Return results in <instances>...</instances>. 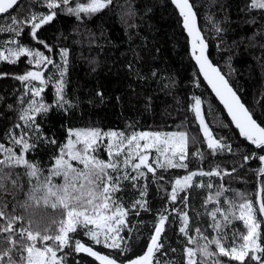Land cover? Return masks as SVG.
Here are the masks:
<instances>
[{
	"label": "trees",
	"instance_id": "16d2710c",
	"mask_svg": "<svg viewBox=\"0 0 264 264\" xmlns=\"http://www.w3.org/2000/svg\"><path fill=\"white\" fill-rule=\"evenodd\" d=\"M87 2L70 0V5L75 7L77 3ZM189 3L193 5L199 30L208 45L210 61L221 69L226 78L233 81L230 84L254 114L253 118L264 126V10L251 8L249 0H189ZM41 11H47L43 0H20L10 14L0 17V28L11 23L10 15L23 20L30 12ZM57 11V17L39 31L40 38L51 45L52 52L30 41L27 30L20 37L6 31L0 32V49L14 40L29 42L28 46L44 51L56 64L61 63L60 49L66 48L69 52L65 88L69 104L64 108L55 107L54 82L46 87L43 94L45 102L53 107L47 115L37 116L43 134L54 136L62 146L66 143L69 128L96 127L124 131L126 134L134 131L185 130L200 140L206 156L205 163L194 164V152L188 147L189 169H158L159 176L163 177L161 185L167 191L165 196L159 189L160 184L150 180L145 184L137 183L135 188L130 182H122V190L117 196L126 204L140 199L139 189L147 188L144 199L150 211L141 210L139 215L130 214L126 217L129 230L122 233L126 237L122 245H130L127 252L119 253L102 246H95L94 250L101 254L118 255L119 260L123 261L137 258L146 251L149 235L154 233L160 213L167 208L164 214L169 219L165 221V230L161 233L162 253L155 254L154 264H181V261L187 264L186 249L196 248V244L191 241L199 240L203 244L205 235L210 238L216 236L211 227L213 221L209 209H212V204L208 198L213 197L219 188L226 192L231 188L241 192L243 188L239 187L243 185L248 190H254L260 164L255 160L245 163L243 156L260 150L232 128L222 108L201 80L189 55L181 18L170 0H112L107 9L93 15L82 13L80 19ZM217 27L221 31L217 32ZM28 59L21 57L17 65L0 61V74H8L0 75V137L6 141L8 137L4 133H18L19 129L14 126L23 124L19 117L27 104L22 105L21 99L28 97L23 95L25 85L14 77L24 74L26 70H34V66L28 64ZM43 70L46 76H59L53 66ZM194 97L202 100V114L214 138L231 145V153L225 150L213 155L207 148L199 122L192 111ZM104 143H107L106 139ZM6 146H10V142ZM57 150L51 144H41L32 157L26 154V158L48 168L49 159ZM100 156L107 162L106 149L101 151ZM210 161L219 165V171L222 168L235 169L237 178L232 185L228 186L226 179L222 181L221 174L220 178H194L198 181L197 185L181 193L182 196L188 195L187 205L179 201L175 205L170 203L167 186L170 188L171 181L182 178L191 170L203 168L208 171ZM17 171L23 172V168ZM206 183H212L214 188L209 190L201 187ZM30 186L24 183V191L18 194L19 200L26 198ZM174 208L188 212V235L179 233L181 221ZM35 211L37 216H54L57 220L61 218L56 210L43 205ZM14 227L18 229L19 224ZM55 227L58 231V225ZM197 227L202 229L199 234L195 232ZM70 235L73 236V243L75 239H80L91 246L82 232ZM41 243L51 242L38 241V245ZM10 246L3 244L0 249ZM64 252L68 254L67 264H99L92 257L71 252L70 248L64 249Z\"/></svg>",
	"mask_w": 264,
	"mask_h": 264
},
{
	"label": "snow or ice",
	"instance_id": "6c2138e0",
	"mask_svg": "<svg viewBox=\"0 0 264 264\" xmlns=\"http://www.w3.org/2000/svg\"><path fill=\"white\" fill-rule=\"evenodd\" d=\"M171 2L179 9V14L183 17V27L192 38L193 56L199 65L200 73L226 109L239 135L255 146V149L260 150L245 154L244 162L255 160L264 164V126L253 118L254 114L242 102L229 79L206 55L208 46L197 29L193 5L189 0ZM249 2L251 8L264 10V0ZM18 3L19 0H0V14H10V10ZM43 3L47 11L30 12L23 20L10 15L11 23L5 28H0V32L6 31L20 37L27 30L30 41L52 52L51 45L40 38L39 31L57 17V10L80 19L82 13L93 15L107 9L112 0H88L87 3H77L75 7L70 5V0H43ZM216 30L221 31L219 27ZM11 43L15 44V47L0 51V61L17 65L21 57H27L28 64L33 65L34 70H26L24 74L14 77L25 85L23 95L28 97L21 99L22 105L27 104V107L22 108L19 117L23 124L14 126L19 132L4 133L8 137L7 141L0 137V245H11L0 249V264H67L68 254L64 252L66 248H70L75 254L86 253L89 257H94L99 264H154L155 254L162 253L161 233L165 230V221L169 219V216L164 214L168 211L167 208L160 213L154 233L149 235L146 251L137 258L119 260L118 255L101 254L100 251L94 250V247L102 246L119 253L128 251L130 245H122V241L126 240L122 233L129 230L126 217L130 214L139 215L141 210L150 209L144 199L147 195L145 187L139 189L140 199L130 204L118 197L122 182H130L135 188L147 174L155 176L157 168L189 169L188 134L184 131H134L126 134L124 131L101 130L96 127L69 128L66 143L60 146L61 142L54 136L48 137L42 133L37 116L47 115L53 107L45 102L43 95L50 83L54 82L55 107L64 108L69 104L65 93L69 52L66 48L60 49L61 63L56 64L44 51L28 46L29 42L14 40ZM48 66L55 67L59 76H46L43 69ZM201 105L202 100L194 97L192 111L199 122L207 148L213 155L225 150L231 153V145L224 143L222 139L214 138L213 131L205 122ZM9 142L10 146H6ZM41 144H51L58 149L50 157L48 168L26 158V154L27 157H32ZM104 149L107 162L100 156ZM153 152L155 156H152L153 162L150 163ZM197 155L203 156V153ZM243 166L242 164L241 167ZM20 168H23V172L17 171ZM257 171L261 187L256 193V200L242 197V202L238 205L233 200L223 201L229 205L228 209L223 206L215 207L211 211V227L217 234L215 238L205 235L203 244H200L199 240L191 241L196 244V248L186 249L187 264H226L222 258H228L227 264H264V236L260 231L261 224L264 223V219H261L264 218V167ZM213 176H220L219 165L208 171L203 168L198 171L191 170L182 178L175 179L170 190V203L175 205L179 201L187 205L188 195L182 196L181 193H186L197 185L198 181L194 178ZM156 179L163 177L157 176ZM24 183L31 186L26 192V198L19 200L18 194L24 191ZM201 187L212 190L214 185L206 183ZM222 195L221 190H216L215 196L209 197V201H219ZM40 205L56 210L61 218L57 220L54 216H37L35 209ZM173 210L182 222L179 233L188 235V212L182 208ZM218 214L222 217L223 224L217 219ZM233 220L241 221L246 226V234L239 236V244L237 232L233 231L229 237L226 231L227 225ZM17 224L18 229L14 227ZM81 232L91 242V246L80 239H75L73 243V236L70 234ZM195 232L199 234L202 229L197 227ZM38 241L51 243L38 245Z\"/></svg>",
	"mask_w": 264,
	"mask_h": 264
},
{
	"label": "rangeland",
	"instance_id": "374dc122",
	"mask_svg": "<svg viewBox=\"0 0 264 264\" xmlns=\"http://www.w3.org/2000/svg\"><path fill=\"white\" fill-rule=\"evenodd\" d=\"M19 2H20V1H19ZM44 5H45V4H44ZM45 6H46V5H45ZM83 14H85V13H83ZM8 47H15V44L11 43V44H9V45H5V47H4L3 49H0V51H5V49L8 48ZM227 79H229V78H227ZM229 82H230L231 84H233V81L230 80V79H229ZM184 132H186V131L184 130ZM186 133H187V132H186ZM187 134H188V136H189V144H188V147H191V148H190L191 151L194 152V155H193V156H194L193 163H194V164H196L197 162H198V163H205L206 161H204V160L206 159V156H205V154H204V152H203V150H202V146H201L200 140H198L197 137L194 136V135H189V133H187ZM193 138H195V140H193ZM141 143H143V142H141ZM254 148H255V146H254ZM197 153H203V156L197 155ZM152 156H155V153H154V152H153L152 155L150 156V163L153 162V160H152ZM188 158H189V156H188ZM210 162H211V163H210ZM210 162H208V163H210V165L208 166V170H210L212 167H213V168H216L217 165H216L215 163H213L212 161H210ZM259 164H260V168H261V167H262V166H261V163H259ZM154 167H155V164H154ZM158 169H159V168H157V171H156L155 176H154L153 174H147V175H146V178L140 180L138 183H140V184H145V183H147L148 180H150V181L153 182V183H158V184H160L159 189L161 190V192L163 193V195H164V194L166 195L167 191H166L165 188L161 185V181H162V179H159V180L156 179V177L159 176V174H158ZM229 170H230V171H229ZM229 170H228V168H222V169L220 170V174H221V176H222V177H221L222 181H225V179H226V183H227V185H228V186H229V185L231 186V185H232V182L237 178V175H235V174H234V171H231V169H229ZM133 175H134V173H133ZM258 176H259V174H258ZM218 178H220V176H219ZM145 180H146V181H145ZM174 181H175V179L171 181L170 188L167 186V189H168V192H169V193H170V190H171V186L174 184ZM257 181H258V180H257ZM258 187H259V189H260V187H261V185H260V181H259V184H258V182H257V185L255 186L254 190H253V189H251V190L249 189V190L252 191V192H250V191L248 190V187H247V186H244V187H243V185H241V186L239 187V188H243V190H242L241 192L236 191V190L233 189V188L229 189V191L226 192L225 190H222L221 188H219L218 190H221V191L223 192V195L219 198V201H216V200L209 201V198H208V202H209L210 204H212L211 207H210V208H212V209H209V214H210V216H211V211H213L215 207H218L219 204H220V206H223L224 209H228V208H229V205H228V204H224V203H223V201H225V200H233V201H235V203L238 205L239 203L242 202V201H240V199H241L242 197L245 196V198H250V199H253V201H255V200H256V193H257V191H258ZM165 195H164V196H165ZM214 196H215V194H214ZM214 196H213V197H214ZM210 197H211V196H210ZM220 206H219V207H220ZM256 207H257V204H256ZM237 215H238V212H237ZM211 217H212V216H211ZM217 219H219L220 222H221L222 224L224 223L222 217H220L219 214H218ZM261 219H262V218H261ZM212 221H213V218H212ZM181 223H182V222H181ZM227 227L229 228V229L226 230V231H228L229 237H231V234H232L233 231L237 232V244H239V243L241 242V241L239 240V236H240L241 234H246V226H244V225H243V222H241V221L233 220L231 224L227 225ZM262 229L264 230V223L261 224V229H260V231H261ZM213 230H214V231H213L214 234H217V233H216V230H215V229H213ZM261 233L264 234V231H261ZM214 238H215V237H214ZM217 251H218V250H217ZM82 254L88 256L86 253H82ZM92 258H94V257H92ZM94 259H95V258H94ZM222 259L225 260V262L227 263L228 258H222ZM187 260H188V259H187ZM232 264H238V262H232Z\"/></svg>",
	"mask_w": 264,
	"mask_h": 264
},
{
	"label": "water",
	"instance_id": "95a60500",
	"mask_svg": "<svg viewBox=\"0 0 264 264\" xmlns=\"http://www.w3.org/2000/svg\"><path fill=\"white\" fill-rule=\"evenodd\" d=\"M20 1V0H19ZM170 2H171V0H170ZM19 4V3H18ZM171 4H172V6L175 8V10L178 12V14H179V9H177L176 7H175V5L171 2ZM18 6V5H17ZM17 6H15L14 7V9L17 7ZM13 9V10H14ZM13 10H10V12H12ZM194 11V10H193ZM7 14H9V13H5V14H0V17H3V16H5V15H7ZM179 16H180V14H179ZM180 18H181V27H182V29H183V31H184V35L186 36V38H187V41H188V50H189V55H190V57H191V60H192V62L194 63V65H195V67H196V69H197V71H198V74H199V76H200V78H201V80L203 81V83H204V85L206 86V88L208 89V91H209V93L211 94V96H212V98L216 101V103L222 108V110H223V112H224V114H225V116H226V118H227V120L229 121V123L231 124V126H232V128L239 134V131H238V129H236L235 128V125L231 122V118L228 116V113H227V111H226V109H224V106L222 105V103L219 101V99L216 97V95H215V93L212 91V89H211V87H210V85H208V83H207V81L204 79V77H203V75L200 73V71H199V65L196 63V60H195V58H194V56H193V50H192V38L189 36V34H188V32H187V30L183 27V17H181L180 16ZM196 26H197V29L199 30V24H198V20H197V17H196ZM200 31V30H199ZM201 33V32H200ZM201 36H202V33H201ZM203 37V36H202ZM206 43V42H205ZM207 44V43H206ZM208 46V45H207ZM208 47H207V50H206V55L208 56ZM209 58V57H208ZM210 60V59H209ZM240 136V135H239ZM241 137V136H240ZM261 166L262 167H264V164H261ZM258 184H259V181H260V179H259V176H258ZM258 190H259V187H258ZM257 207H258V204H257ZM262 219H264V218H262Z\"/></svg>",
	"mask_w": 264,
	"mask_h": 264
},
{
	"label": "clouds",
	"instance_id": "9594fccd",
	"mask_svg": "<svg viewBox=\"0 0 264 264\" xmlns=\"http://www.w3.org/2000/svg\"><path fill=\"white\" fill-rule=\"evenodd\" d=\"M41 227H43V225H41Z\"/></svg>",
	"mask_w": 264,
	"mask_h": 264
},
{
	"label": "bare ground",
	"instance_id": "6f19581e",
	"mask_svg": "<svg viewBox=\"0 0 264 264\" xmlns=\"http://www.w3.org/2000/svg\"><path fill=\"white\" fill-rule=\"evenodd\" d=\"M88 244V243H87Z\"/></svg>",
	"mask_w": 264,
	"mask_h": 264
}]
</instances>
